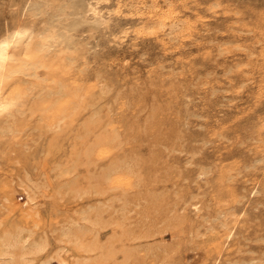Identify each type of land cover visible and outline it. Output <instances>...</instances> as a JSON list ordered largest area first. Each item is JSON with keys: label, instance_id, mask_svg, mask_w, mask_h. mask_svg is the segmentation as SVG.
<instances>
[{"label": "rangeland", "instance_id": "rangeland-1", "mask_svg": "<svg viewBox=\"0 0 264 264\" xmlns=\"http://www.w3.org/2000/svg\"><path fill=\"white\" fill-rule=\"evenodd\" d=\"M36 1L0 0V37L72 41L5 87L0 260L264 264V0Z\"/></svg>", "mask_w": 264, "mask_h": 264}, {"label": "bare ground", "instance_id": "bare-ground-1", "mask_svg": "<svg viewBox=\"0 0 264 264\" xmlns=\"http://www.w3.org/2000/svg\"><path fill=\"white\" fill-rule=\"evenodd\" d=\"M72 1H71V3H72ZM61 2H63V1H61ZM34 3L36 5H38L39 1L38 2L36 1ZM63 5H64V3H63ZM70 5H72V4H70ZM91 7H92V5L90 6V8ZM95 9L93 7V11H92L93 13L95 12L94 11ZM60 12H62V11H60ZM80 12H82V11H80ZM97 12L95 13L96 16H97ZM37 13H40V12H37ZM44 13H45V11H44ZM64 13H66V12H64ZM63 17L64 16H62V18ZM71 17H75V16H71ZM82 17H83V15H82ZM93 17H95V16H93ZM50 18H52V17H50ZM55 18H57V17H55ZM77 18H79V17H77ZM59 19H61V18H59ZM61 20H63V19H61ZM61 20H59V21L61 22ZM85 20H86V18H85ZM45 21H47V20H45ZM42 23H44V22H42ZM60 25H61V23H60ZM72 26H74V25H72ZM72 26H70V28ZM36 27L38 29V26H36ZM74 33H76V32H74ZM72 34H73V32H72ZM75 37H76V35H75ZM71 38H72V35L70 34V29L68 27L61 29V28H57V27L49 26V25L40 29V30H36L34 26H30V25H25V24L18 25L17 27H15L11 30H8L3 36L1 35V37H0V117H2V116H5V117L6 116H14L16 111H19L22 109V107L25 105L26 100H27L26 94H24L22 91L18 92L19 90L15 89L13 91L8 92L5 90V87L8 84L13 85L14 82H16V84H18L17 83L18 82V76L20 74L33 75L35 77L40 76L39 68H41L42 66H46L47 57L51 56L57 52L63 53L64 49H66V46L64 48L63 45L68 43L71 40ZM68 51H67V53H68ZM70 52H71V50H70ZM16 84L14 83V86H16L18 88L19 85H16ZM61 92H63V91H61V89H59V90H57V92L55 94L62 96L63 93H61ZM26 193H27L28 199L26 200V202L23 205V206H25V209H23V208L22 209L26 210L28 212V211H31L34 207L32 204L34 197H33L29 188H26ZM27 212H24V213H27ZM28 213L30 214L31 212H28ZM20 239H21V237H20ZM20 239L18 236L8 237L5 239V241L3 243V245L5 246V248H4L5 252L3 253L4 259L0 260V264H19V262L17 260L19 257L16 254L15 250L19 246L25 247V244H22L25 242L21 241ZM42 247H43L42 244H40V245L38 244L34 248H32L31 251L40 252V250H42ZM23 255L24 254L20 255L21 259H19V260L21 262H22V260H24L26 258V257L24 258ZM25 262H26V259H25Z\"/></svg>", "mask_w": 264, "mask_h": 264}]
</instances>
